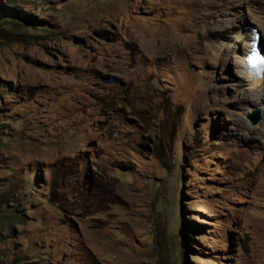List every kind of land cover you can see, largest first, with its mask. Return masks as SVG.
Instances as JSON below:
<instances>
[{
  "label": "rangeland",
  "instance_id": "374dc122",
  "mask_svg": "<svg viewBox=\"0 0 264 264\" xmlns=\"http://www.w3.org/2000/svg\"><path fill=\"white\" fill-rule=\"evenodd\" d=\"M1 2L0 264H264V0Z\"/></svg>",
  "mask_w": 264,
  "mask_h": 264
},
{
  "label": "bare ground",
  "instance_id": "6f19581e",
  "mask_svg": "<svg viewBox=\"0 0 264 264\" xmlns=\"http://www.w3.org/2000/svg\"><path fill=\"white\" fill-rule=\"evenodd\" d=\"M209 7L211 9H214L215 8V4L214 3H210L209 4ZM199 19V17H197ZM190 19V18H189ZM151 19H148L147 21L149 22ZM196 22V21H195ZM245 29V28H244ZM248 31V30H247ZM250 32V31H249ZM251 38H252V32L246 34V32L243 31V28L242 30H240V32L237 34L236 36V42H240V41H245V46H244V50L243 51H240L238 53L237 58H238V63L239 65L243 68V71H242V78L244 79H247L248 81H253L255 83H261L263 82V79L262 80H259L257 79L255 76H253L252 74H248V71H247V68H246V62H245V58L247 57L248 53H249V50H250V43H251ZM262 43V42H261ZM194 45V44H193ZM191 46V45H190ZM196 46V45H195ZM186 49V48H185ZM183 49V50H185ZM189 49V48H188ZM191 49V48H190ZM191 51V50H190ZM187 52V51H186ZM185 52V53H186ZM263 56H264V50H263ZM238 65V64H237ZM243 79V80H244ZM258 84V85H259ZM255 85V84H254ZM261 105V104H260ZM251 113V112H250Z\"/></svg>",
  "mask_w": 264,
  "mask_h": 264
},
{
  "label": "trees",
  "instance_id": "16d2710c",
  "mask_svg": "<svg viewBox=\"0 0 264 264\" xmlns=\"http://www.w3.org/2000/svg\"><path fill=\"white\" fill-rule=\"evenodd\" d=\"M27 16H28V14L23 13V12H21L19 10H16L14 7L4 6L3 3L0 0V21H8V20L10 21V19L13 18V17H19V18L23 19L24 21L34 23L32 21V19L28 18ZM184 231H185V229H184ZM183 235H182L181 240L183 242H185V241H187V239H186L187 237L183 238L184 237ZM182 245L185 246V243L182 244Z\"/></svg>",
  "mask_w": 264,
  "mask_h": 264
},
{
  "label": "clouds",
  "instance_id": "9594fccd",
  "mask_svg": "<svg viewBox=\"0 0 264 264\" xmlns=\"http://www.w3.org/2000/svg\"><path fill=\"white\" fill-rule=\"evenodd\" d=\"M254 34H256L257 36V43L259 44V47H260V49H261V55H262V57L264 58V56H263V51H262V47H261V36L259 35V33H258V30L257 29H252V38H251V42H252V40H253V35ZM250 46H251V43H250ZM251 48V47H250ZM250 51H251V49L249 50V53H248V55L250 54ZM248 55H247V57H248ZM246 57V58H247ZM246 58H245V62H246ZM246 65H247V62H246ZM246 68H247V71H248V74H252L253 76H255L257 79H261V78H263L264 77V68L261 70V72L260 73H254V72H251L250 70H249V67H248V65L246 66Z\"/></svg>",
  "mask_w": 264,
  "mask_h": 264
},
{
  "label": "water",
  "instance_id": "95a60500",
  "mask_svg": "<svg viewBox=\"0 0 264 264\" xmlns=\"http://www.w3.org/2000/svg\"><path fill=\"white\" fill-rule=\"evenodd\" d=\"M248 27H251V25H248ZM253 27V26H252ZM252 29H255L252 28ZM259 35L261 36V47H262V51L264 50V40L263 37L261 35V33L258 31ZM262 120V112L261 109L256 107L253 111V114L250 116V121H251V125L252 126H256L257 124H259V122Z\"/></svg>",
  "mask_w": 264,
  "mask_h": 264
}]
</instances>
